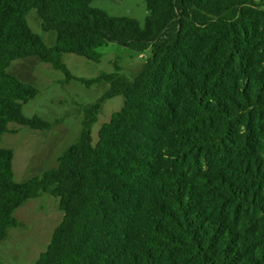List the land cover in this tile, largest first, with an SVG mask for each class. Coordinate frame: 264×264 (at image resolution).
<instances>
[{
	"label": "trees",
	"instance_id": "16d2710c",
	"mask_svg": "<svg viewBox=\"0 0 264 264\" xmlns=\"http://www.w3.org/2000/svg\"><path fill=\"white\" fill-rule=\"evenodd\" d=\"M91 2L0 0V241L19 225L14 211L46 192L63 216L34 264H264V1L145 0L142 25ZM109 44L149 55L132 77L77 78L63 61L99 62ZM29 56L108 88L84 107L57 167L17 182L1 145L8 124L48 126L23 115L38 89L8 71Z\"/></svg>",
	"mask_w": 264,
	"mask_h": 264
},
{
	"label": "rangeland",
	"instance_id": "374dc122",
	"mask_svg": "<svg viewBox=\"0 0 264 264\" xmlns=\"http://www.w3.org/2000/svg\"><path fill=\"white\" fill-rule=\"evenodd\" d=\"M91 6L112 16L132 18L141 25L148 14L145 0H92ZM27 20L47 45L54 43V30L43 28V21L35 10L28 13ZM100 50L99 62L73 53H64L63 61L77 78L92 79L115 71L132 77L143 67L149 55L148 52L134 53L116 44ZM8 71L38 89L36 96L23 104V115L37 117L48 124L47 127L32 128L12 122L8 124L9 132L2 136L1 145L13 150V178L23 182L57 167L62 152L79 135L84 107L100 98L108 83L101 81L86 85L76 78L67 80L61 70L54 69L37 56L12 61ZM122 105L123 96L120 95L105 100L92 126L93 144L98 139L101 125L109 121L111 114ZM14 216L19 225L9 229L7 237L0 241V264H34L62 219L58 198L41 192L19 206Z\"/></svg>",
	"mask_w": 264,
	"mask_h": 264
},
{
	"label": "crops",
	"instance_id": "0c3cea01",
	"mask_svg": "<svg viewBox=\"0 0 264 264\" xmlns=\"http://www.w3.org/2000/svg\"><path fill=\"white\" fill-rule=\"evenodd\" d=\"M256 1H260V0H256ZM264 1V0H263Z\"/></svg>",
	"mask_w": 264,
	"mask_h": 264
}]
</instances>
